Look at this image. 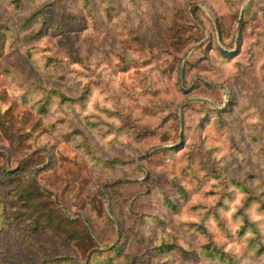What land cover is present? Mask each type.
I'll use <instances>...</instances> for the list:
<instances>
[{
  "label": "rangeland",
  "instance_id": "rangeland-1",
  "mask_svg": "<svg viewBox=\"0 0 264 264\" xmlns=\"http://www.w3.org/2000/svg\"><path fill=\"white\" fill-rule=\"evenodd\" d=\"M51 1L0 0V264H264L230 184L264 197V0H62L28 38Z\"/></svg>",
  "mask_w": 264,
  "mask_h": 264
},
{
  "label": "trees",
  "instance_id": "trees-1",
  "mask_svg": "<svg viewBox=\"0 0 264 264\" xmlns=\"http://www.w3.org/2000/svg\"><path fill=\"white\" fill-rule=\"evenodd\" d=\"M54 6L60 11L59 21L55 26V31H62L65 28L66 23L74 22L82 24L80 16L78 17V15L65 10L66 7L62 0H52L51 2L35 8L30 15L24 18V20L26 21L25 25L32 24L36 19L39 18L38 28L27 34L28 38H34L35 35H39L43 32V29L47 26L46 10L49 8H53ZM83 6L88 12L91 11L89 7V0H83ZM3 29L9 31L12 36L10 40H13L15 42V38L17 36L16 29L14 30V28L9 26L8 24H3L0 22V32ZM59 43L61 44L65 52H67V54L74 57L77 56V50L70 42L66 40L65 37L61 38L59 40ZM40 87L44 91H46L44 86L40 85ZM46 98L47 96L45 98L43 97L42 99H39V101H41L39 104L41 105L46 100ZM230 184H235L236 187L240 188L244 192V195L241 198L240 205L237 206V209L232 213L233 219L239 218V227L236 232H238L237 234L248 233V235H246L247 237L245 238H250V241H253L255 245H253L252 247L254 248L259 246V248L263 250L264 241L262 240L263 235L261 234V229L258 227L257 222L251 221L249 211L252 210L253 204H256V208L258 211H264V197H262V193L254 194L250 187H248V182L246 179H231ZM230 184L225 183L223 185L222 189L219 191L220 196H223V194L225 193V198L230 199L231 193L227 191ZM222 199V197L219 198L217 206H219V208L223 207L224 209H228V206L222 202ZM219 213L220 212L216 210V217L219 216ZM201 223L202 222L195 224ZM225 228H227V230H230L226 225ZM203 251H208L211 258L222 260L224 263L232 264L233 262L232 255L224 249L223 244L214 241L211 234L208 235V243L203 246Z\"/></svg>",
  "mask_w": 264,
  "mask_h": 264
}]
</instances>
